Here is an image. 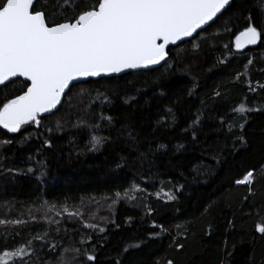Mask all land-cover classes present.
<instances>
[{
    "label": "trees",
    "instance_id": "trees-1",
    "mask_svg": "<svg viewBox=\"0 0 264 264\" xmlns=\"http://www.w3.org/2000/svg\"><path fill=\"white\" fill-rule=\"evenodd\" d=\"M249 16L264 30V0H233L157 70L75 85L40 126L0 128V251L32 241L28 264H62L72 249L74 264H264V34L235 48ZM25 84L0 88V106ZM241 102L256 110L234 112ZM81 118L101 124L99 151ZM248 171L253 183L236 184Z\"/></svg>",
    "mask_w": 264,
    "mask_h": 264
},
{
    "label": "snow or ice",
    "instance_id": "snow-or-ice-1",
    "mask_svg": "<svg viewBox=\"0 0 264 264\" xmlns=\"http://www.w3.org/2000/svg\"><path fill=\"white\" fill-rule=\"evenodd\" d=\"M53 3L54 10L47 11L50 7L47 0L45 10H37L39 0H0V85L6 86V82H14L13 78L17 77L30 82L25 84L22 95L0 106V128L9 133H20L26 125L40 126L41 116L58 110L74 81L148 68L166 61L169 45L194 37L222 13L230 0H95L92 4L84 0H53ZM69 12L74 15L67 16ZM59 15L67 18L57 22ZM247 19L248 25L235 37L237 50L260 43L264 34V30L252 25L251 16ZM133 100L135 97L125 103ZM255 110L247 107L246 102L233 109L241 115ZM167 112L172 113V109ZM98 119L112 122L111 116L103 114ZM199 123L197 116L193 124ZM77 126L91 130L89 151H99L108 140L97 133L100 123L89 124L81 118ZM3 143L7 145L11 141ZM254 179V172L248 171L236 184L251 185ZM167 195L171 200L176 199L175 195ZM114 196L113 203H116L121 193L116 192ZM68 215L82 213L71 211ZM258 232L264 234V226ZM34 239L44 237L38 235ZM31 246L32 241H28L12 250L0 251V264H28L34 254V250L29 251ZM71 251L72 258L80 253L79 249ZM83 258L96 259L87 251ZM61 259L64 264V258ZM113 264L120 261L115 260Z\"/></svg>",
    "mask_w": 264,
    "mask_h": 264
},
{
    "label": "water",
    "instance_id": "water-1",
    "mask_svg": "<svg viewBox=\"0 0 264 264\" xmlns=\"http://www.w3.org/2000/svg\"><path fill=\"white\" fill-rule=\"evenodd\" d=\"M232 4H233V0H230V4H229L228 6H226V8L222 11V13L219 14L218 17H217L213 22H210L209 25H206L205 28H204L203 30H199L198 34H200L202 31H204V30L207 29L210 25H212V24H213V23H214V22H215V21H216L221 15H223V13H225V12H226V11L232 6ZM198 34H195L194 37L186 38V39L183 40V41H179V42H177V44H175V45H169V49H171V48H175V47H178V46H180V45H182V44H184V43H186V42H189V41L193 40ZM258 45H259V43L256 44V45H250V46H248L247 48H253V47H256V46H258ZM247 48H244V49H242V50H238V51H244V50H246ZM169 49H168V51H169ZM168 58H169V53H168V57H167L166 61H162L161 64H159V65L149 66L148 68H141V69H129V70H126L125 72L118 73V74L105 75V76H101V77H89V78H86V79H82V80H80V81H74V82H73V85H70V89H71L73 86H75V85L82 84V83H86V82H88V81H90V80L97 81V80H100V79H103V78H114V77H120V76H123V75L129 74V73H136V72H142V71H143V72H147V71L157 70V69L161 68V67L167 62ZM18 78H21V79H23V80L25 81V79H24L23 77L13 78V80L18 79ZM26 82L30 84V82H28V81H26ZM8 83H9V82H6V85H7ZM4 86H5V85H0V88H2V87H4ZM70 89H69L68 91H66L65 96L68 94V92L70 91ZM63 99H64V98H63ZM63 99H62V101H61V104H62V102H63ZM60 106H61V105L58 106V109L60 108ZM56 111H57V110H56ZM50 114H51V113H46V114H44L43 116H48V115H50ZM41 117H42V116H41ZM4 130H5V129H4ZM5 131L7 132V130H5ZM7 133H9V132H7ZM9 134H16V133H9Z\"/></svg>",
    "mask_w": 264,
    "mask_h": 264
},
{
    "label": "rangeland",
    "instance_id": "rangeland-1",
    "mask_svg": "<svg viewBox=\"0 0 264 264\" xmlns=\"http://www.w3.org/2000/svg\"><path fill=\"white\" fill-rule=\"evenodd\" d=\"M74 254L72 252H68L64 261V264H74L76 261V257L72 258Z\"/></svg>",
    "mask_w": 264,
    "mask_h": 264
}]
</instances>
